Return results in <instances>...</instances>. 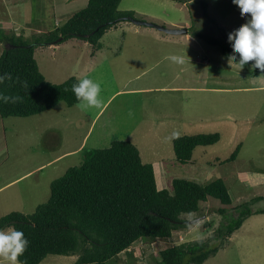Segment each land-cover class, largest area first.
Returning a JSON list of instances; mask_svg holds the SVG:
<instances>
[{
    "label": "rangeland",
    "instance_id": "1",
    "mask_svg": "<svg viewBox=\"0 0 264 264\" xmlns=\"http://www.w3.org/2000/svg\"><path fill=\"white\" fill-rule=\"evenodd\" d=\"M34 1L23 2L22 8L24 20L35 22L32 28L23 26L22 31L9 33H22L26 39L34 35L45 38L54 25L52 3L62 8L57 13L58 23L87 3L38 0L39 11L31 21L29 2ZM183 1L122 0L118 9L137 11L138 20H145L139 12L156 14L159 20L149 21L169 28L173 22L190 23L192 30L219 40L233 51L227 34L246 23L248 14L242 15L234 0ZM9 3L0 0L1 21ZM133 28L148 29L119 23L98 40L100 49L95 52L88 42L77 39L35 47L34 58L46 81L59 84L69 77H88L99 83V108L82 111L79 103L70 107L60 102L30 117H0V218L11 212L32 214L47 201L50 183L81 163L82 149L107 148L113 140L135 144L142 161L154 163L156 181L165 180L163 189L171 191L175 178L201 185L219 178L224 181L232 201L225 214L216 212L222 204L211 198L202 202L196 213L183 216L190 222L187 228L173 231L169 239L136 242L108 264H154L159 251L194 241L213 246L217 243L216 230L236 217L234 207L260 196L263 199L252 209L264 208V71L254 73V61L241 66L217 46L193 36L173 44L166 41L168 34L160 32L164 39L159 42L143 31L134 33ZM173 54L183 56V63L172 61ZM209 133H218L219 141L197 146L187 164L176 161L174 137ZM237 147L236 158L227 161ZM75 261L76 256L49 255L40 264ZM203 264H264V214L245 220Z\"/></svg>",
    "mask_w": 264,
    "mask_h": 264
},
{
    "label": "trees",
    "instance_id": "2",
    "mask_svg": "<svg viewBox=\"0 0 264 264\" xmlns=\"http://www.w3.org/2000/svg\"><path fill=\"white\" fill-rule=\"evenodd\" d=\"M121 1L87 0L85 7L47 32L45 38L34 35L26 39L22 34L0 32L3 45L0 74L11 75V79L6 78L0 84V93L22 97L16 103L0 101V117L26 118L51 110L60 102L70 107L79 103L72 91V85L79 80L69 77L59 84L46 81L34 58L35 47L77 39L88 42L92 51H97L98 40L108 30L129 22L128 18H136L134 11L118 9ZM201 5L208 19L205 4ZM188 33L217 46L224 56L233 52L198 30ZM248 65L249 62L241 66ZM257 72L255 68L254 73ZM25 81L27 88L23 87ZM219 138L218 133L174 137V157L177 162L187 164L197 146L214 145ZM238 150L239 147L227 161H233ZM49 188L47 201L39 204L32 214L11 212L0 218V229L22 230L29 240L19 257L23 264H40L49 255L76 256L74 264H108L136 242L169 239L173 231L187 228L190 222L183 216L196 213L202 202L218 200L222 206L216 212L220 215L232 203L220 178L204 185L175 178L171 191L158 189L153 165L142 161L137 146L129 140H113L107 148L82 149L81 163L68 168ZM261 199L259 196L234 207L236 217L216 230L217 243L213 246L201 241L172 245L159 251V260L154 264H203L245 220L264 214V208L252 209Z\"/></svg>",
    "mask_w": 264,
    "mask_h": 264
},
{
    "label": "clouds",
    "instance_id": "3",
    "mask_svg": "<svg viewBox=\"0 0 264 264\" xmlns=\"http://www.w3.org/2000/svg\"><path fill=\"white\" fill-rule=\"evenodd\" d=\"M234 3L239 6L242 15L248 14V16L246 23L227 34V39L231 42L233 49L228 59L241 65L254 61V67L264 71V0H234ZM170 59L178 63L184 61L183 56L175 54L171 55ZM6 78L11 79V75L9 73L0 74V84ZM23 87H28L26 81L23 82ZM72 91L75 93L82 111H88L93 107L99 108L102 105L101 86L91 78L80 79L78 83L72 85ZM20 100L22 97L18 95L9 96L0 93V101L5 103H16ZM28 244L29 240L22 230L12 228L5 231L0 229V258L10 264H23L19 257L23 255Z\"/></svg>",
    "mask_w": 264,
    "mask_h": 264
},
{
    "label": "crops",
    "instance_id": "4",
    "mask_svg": "<svg viewBox=\"0 0 264 264\" xmlns=\"http://www.w3.org/2000/svg\"><path fill=\"white\" fill-rule=\"evenodd\" d=\"M30 1V0H29ZM171 1H173V0H171ZM23 2H27V0H10V3H9V7L7 8V10L5 11L7 14L4 16L3 15V21H1L0 20V32H2V33H5V34H7V35H9V34H12V32L11 33H9L10 31H17V30H20V31H22L23 29L22 28H24L23 26H25V27H27L29 30L32 28V26H33V24L35 23V22H31L30 23V21H29V19L28 20H24V13L22 12V8H23ZM173 2H175V1H173ZM28 3V2H27ZM177 3H179V2H177ZM31 4V8H30V11H32V13H31V21L32 20H34V18H35V16H36V12H37V10L39 9V4H38V0L37 1H34V3L33 2H29V5ZM181 4H184V3H181ZM44 8H45V5H44ZM51 8H52V11H53V14L51 13V15H52V17H53V22H54V25H56V26H54L53 25V27H52V29H50L49 31H52V30H54L57 26H59V25H61V24H63V23H61V20H60V22L58 23L57 22V19H60L59 18V16H57V13H58V15H59V11L62 9V8H60V9H58V6H57V4L56 3H52V5H51ZM21 9V10H20ZM20 12H18V11ZM130 10H132V11H134L133 9H130ZM137 10V9H136ZM39 11V10H38ZM134 12H136L137 13V11H134ZM144 18H145V20L147 19L148 21L149 20H155V19H157V20H159V18H158V15H156V14H153V13H150V12H143V13H141V12H139ZM66 15V14H65ZM65 15H63L62 17H65ZM163 22V21H162ZM24 23V24H23ZM181 24H185V25H181ZM168 26H171V27H173V28H182V27H186L188 30H189V28H191L192 26H191V24L190 23H182V22H179V23H169L168 24ZM139 27V26H138ZM169 28V27H168ZM17 29V30H16ZM129 30H132V28L130 27V28H128ZM134 30H133V32L134 33H138L139 31L141 32V31H143V33L144 34H146V35H149V36H151L152 38H154V39H156V40H158L159 42H162L163 41V37H160L159 35V33L161 32V31H157V30H154L153 28H150L149 29V27H148V29H143V30H138L137 28H133ZM39 30V29H38ZM189 32V31H188ZM9 33V34H8ZM162 33H164V32H162ZM20 34V33H19ZM22 34V33H21ZM164 34H166V33H164ZM14 35V34H13ZM16 35V34H15ZM167 35V34H166ZM190 36H192L190 33H188V34H186V35H182V36H180L181 38H174V37H176V36H173V35H167V38H166V41H170L171 43H173V44H176V43H180V40L182 39V37H185V39H187V38H190ZM191 39V38H190ZM2 52V51H1ZM1 52H0V54H1ZM78 80H80V78L78 79ZM132 92H137V90H132ZM114 96V94L110 97V98H112ZM109 98V99H110ZM109 99L105 102V104L103 105V107L98 111V113H97V115L95 116V118L93 119V121H92V123H91V126H92V124L94 123V121H95V119L98 117V115L102 112V110H103V108H104V106H106L107 105V103H108V101H109ZM91 128V127H90ZM89 131H90V129H89ZM88 131V132H89ZM157 160L158 159H156V163H157ZM153 165H154V163H152ZM154 172H155V175H156V168L154 167ZM161 174H163L162 172H161ZM160 183V184H159ZM158 183V181H156V184H157V187H158V189H163L165 186L164 185H166V183H165V180L162 182H159ZM161 185V186H160ZM1 189V188H0ZM9 264V262L8 261H5V260H3L2 258H0V264Z\"/></svg>",
    "mask_w": 264,
    "mask_h": 264
},
{
    "label": "water",
    "instance_id": "5",
    "mask_svg": "<svg viewBox=\"0 0 264 264\" xmlns=\"http://www.w3.org/2000/svg\"><path fill=\"white\" fill-rule=\"evenodd\" d=\"M128 21L136 26H144L156 29L158 31L164 32L168 35H185L188 34V29L186 27L182 28H168L163 25L155 24L154 22L148 20H138L136 18H128ZM60 39L57 40L59 42Z\"/></svg>",
    "mask_w": 264,
    "mask_h": 264
}]
</instances>
